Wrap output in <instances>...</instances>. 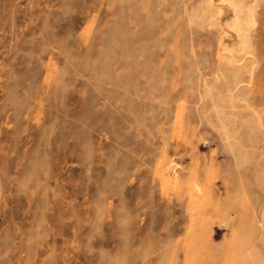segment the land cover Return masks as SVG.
<instances>
[{"label":"rangeland","instance_id":"rangeland-1","mask_svg":"<svg viewBox=\"0 0 264 264\" xmlns=\"http://www.w3.org/2000/svg\"><path fill=\"white\" fill-rule=\"evenodd\" d=\"M0 264H264V0H0Z\"/></svg>","mask_w":264,"mask_h":264}]
</instances>
